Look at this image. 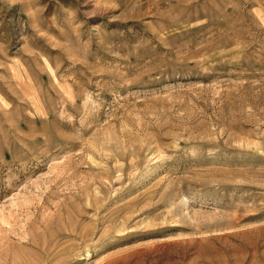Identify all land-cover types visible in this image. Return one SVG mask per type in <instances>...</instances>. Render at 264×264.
Masks as SVG:
<instances>
[{
  "label": "rangeland",
  "instance_id": "1",
  "mask_svg": "<svg viewBox=\"0 0 264 264\" xmlns=\"http://www.w3.org/2000/svg\"><path fill=\"white\" fill-rule=\"evenodd\" d=\"M0 264H264V0H0Z\"/></svg>",
  "mask_w": 264,
  "mask_h": 264
}]
</instances>
